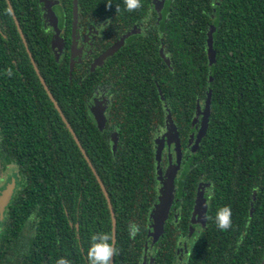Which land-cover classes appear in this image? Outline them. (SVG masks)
Listing matches in <instances>:
<instances>
[{"label": "trees", "instance_id": "trees-1", "mask_svg": "<svg viewBox=\"0 0 264 264\" xmlns=\"http://www.w3.org/2000/svg\"><path fill=\"white\" fill-rule=\"evenodd\" d=\"M29 51L109 195L117 254L113 264H173L181 242L185 264H261L264 258V0H76L77 25H100L94 54L70 68L72 0L52 6L64 52L40 0H9ZM212 32L214 62L208 54ZM0 150L16 164L21 186L13 225L0 233V264H88L92 236H109L107 201L85 157L48 97L0 0ZM122 40L103 62L92 57ZM6 42V43H3ZM168 59V63L166 61ZM93 63V62H92ZM104 93L99 127L89 103ZM206 130L192 151L207 91ZM170 116L181 150L174 193L155 241L150 234L160 187L156 140ZM197 117V121L193 119ZM113 135L116 138L113 148ZM166 136H164L165 138ZM166 145V140L164 141ZM162 148L163 176L171 149ZM173 163L175 161H172ZM204 223L192 222L197 195ZM231 209V226L215 223ZM192 213V214H191ZM133 229L135 234L133 235Z\"/></svg>", "mask_w": 264, "mask_h": 264}, {"label": "water", "instance_id": "water-1", "mask_svg": "<svg viewBox=\"0 0 264 264\" xmlns=\"http://www.w3.org/2000/svg\"><path fill=\"white\" fill-rule=\"evenodd\" d=\"M43 3V9L45 10V18L48 22V25L51 26V28L53 29V37L51 40V46L53 48H57L58 50H61L63 41H62V37L60 36V28L58 27V18L57 15L55 14L52 6L56 3V0H40ZM8 7L10 9V11L13 14V17L15 18V15L13 13V9L11 6V3L9 0H6ZM154 2V6L156 9H160L163 3V0H153ZM15 23L16 26L18 28V31L20 33V36L23 39L26 51L28 52L29 56H30V60L32 62V65L36 71V74L39 78V80L41 81L48 97L50 98V100L52 101L53 105L55 106V108L57 109V111L59 112L61 118L63 119L67 129L69 130V132L71 133L74 141L76 142L77 146L79 147L81 153L83 154V156L85 157L88 165L90 166L93 174L96 177V180L104 194V197L107 201L108 204V208L110 211V216H111V224H112V237H111V245L114 247V243H115V224H116V219L114 216V212L112 209V204L109 198V195L107 193V190L101 180V178L99 177V175L96 172V169L93 167L90 159L88 158L85 150L83 149L79 139L77 138L74 130L72 129V127L70 126L69 122L67 121V119L65 118L60 106L58 105V103L56 102L55 98L53 97L52 93L50 92V90L47 88V85L45 84V81L43 79V77L41 76L38 67L36 66V63L34 61V59L31 56V53L29 51L27 42L24 38V35L20 29L19 23L15 18ZM76 25H77V2L76 0H72V44H71V57H70V68H72V65L74 63V46H75V30H76ZM214 26H210V30L208 32V38H207V44H208V54H209V61L210 63L214 62L215 59V52L214 49L212 47V32L214 31ZM122 44V40H118L115 43H113L110 47H108L104 52H102L92 63L91 67H94L95 65H99L103 62V60L111 55L116 48ZM167 63H168V59H166ZM209 105H210V90L207 91V95H206V100H205V105L203 109H200L197 107V113L201 114V119L199 121V128L195 137V141L192 145V151H195V149L198 146V143L201 139V137L203 136L206 127H207V122H208V116H209ZM91 112L93 113L94 119L96 120L97 124L99 127H102L104 125L105 122V115H104V108L103 107H91ZM197 121V117H195L193 119V122ZM166 128L167 131L165 132V139L166 142L168 144V146L171 144V142H174V150H175V162H172V156L169 153L168 154V164L167 167L165 168L164 171V175L161 176L162 173V169L159 167V162L161 159V151H162V145H163V138L157 139L156 143V151H155V157L157 160V164H158V170L160 173V179L162 182V185L160 187V191H159V196H158V202H156L154 209L152 210L151 213V217H152V231H150V234L153 236V239L156 241L158 239V237L163 233V227H164V221L165 218L167 216V212L168 209L170 207L172 198H173V193H174V180H175V176L177 173V170L180 167V162H181V150H180V143L178 140V134L175 130V126L172 123V120L170 118V116L168 115L167 120H166ZM113 148H115V141L116 138L113 135ZM8 189L5 194L7 195L9 193ZM206 210H207V203H206V199L204 198V195L202 192H200L197 195V198L195 200V204H194V210H193V218H192V222L196 223H204L206 220ZM152 259H150L149 262H144L142 264H151ZM109 264H113V257L110 258L109 260ZM261 264H264V258L261 262Z\"/></svg>", "mask_w": 264, "mask_h": 264}, {"label": "flooded vegetation", "instance_id": "flooded-vegetation-1", "mask_svg": "<svg viewBox=\"0 0 264 264\" xmlns=\"http://www.w3.org/2000/svg\"><path fill=\"white\" fill-rule=\"evenodd\" d=\"M164 1L165 0H163L162 5L164 4ZM13 13H14V11H13ZM11 16H12L13 22L16 26L15 18L17 21H18V19H17L16 15H15V18L13 17L12 12H11ZM59 23H60V20L58 18V24ZM19 26H20V24H19ZM16 29L18 31L17 26H16ZM20 29H21V27H20ZM99 31H100V25H98V24L97 25H90L84 30L81 27H78V26L76 27V30H75V41H76V43L74 46V54H75L74 57H76L77 60L89 59L95 53L94 52V50H95L94 49V40H95L97 34L99 33ZM0 32L6 41V39H8V38H7L6 34L3 32V29L0 28ZM62 32H63V30H60L61 35H62ZM18 33H19V31H18ZM19 35H20V33H19ZM20 38L23 42V39L21 36H20ZM3 43H6V42L3 41ZM23 44H24V42H23ZM71 44H72V29L70 32L69 62H70V57H71V47H72ZM64 46H65V44L63 45V47ZM24 47H25V45H24ZM63 47H61V50H58L55 47L54 50L59 51L61 54L62 52H64ZM105 50L101 51L96 56L92 57V60L90 61L89 66H91L92 62H94V60ZM28 56H29V54H28ZM29 58H30V56H29ZM104 96L105 95L101 90L94 93V95L91 97L89 107L90 108L94 107L98 103V106L103 107L105 110L106 102H105ZM198 127H199V123H198ZM197 130L198 129H196V131ZM1 151H3V150H0V233L3 232V230L5 229V227L7 225H10V226L13 225V219L11 218V215H10L11 212L10 211H11L12 204L15 201V198H16L18 191L20 189V186H21L19 171H18L16 164L11 162V161H8L7 156H6L7 153L1 152ZM172 161H175V160L172 159ZM8 189H10V190H9V193L6 195L5 192ZM203 195H204V193H203ZM196 223H197L196 225L200 224L199 222H196ZM185 253H186V247L183 246L180 248V246H179L178 251L176 253L175 261L173 264H185V261H186L185 259L187 256V255H185Z\"/></svg>", "mask_w": 264, "mask_h": 264}, {"label": "clouds", "instance_id": "clouds-1", "mask_svg": "<svg viewBox=\"0 0 264 264\" xmlns=\"http://www.w3.org/2000/svg\"><path fill=\"white\" fill-rule=\"evenodd\" d=\"M125 7L128 11H132L140 7V0H124ZM231 209L227 206L218 208L215 213L216 226L221 230H227L231 226ZM135 229H133V235ZM109 236L104 233L92 236V243L87 249L88 264H109L111 257L117 254V249L109 242ZM57 264H68V261L60 259Z\"/></svg>", "mask_w": 264, "mask_h": 264}, {"label": "rangeland", "instance_id": "rangeland-1", "mask_svg": "<svg viewBox=\"0 0 264 264\" xmlns=\"http://www.w3.org/2000/svg\"><path fill=\"white\" fill-rule=\"evenodd\" d=\"M95 107H99V106H98V103L96 104V106H95ZM166 139H167V138H166ZM166 139H165V138H164V139H162V141H163L162 148H164V147H166V148H167V146H166V145H167V142H166V145H164V141H165ZM168 147L171 149V144H170ZM183 243H184V242H181V243H180V248L184 246V244H183Z\"/></svg>", "mask_w": 264, "mask_h": 264}]
</instances>
